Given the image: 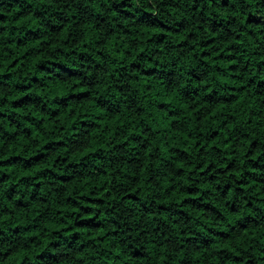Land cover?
<instances>
[{"label": "trees", "instance_id": "obj_1", "mask_svg": "<svg viewBox=\"0 0 264 264\" xmlns=\"http://www.w3.org/2000/svg\"><path fill=\"white\" fill-rule=\"evenodd\" d=\"M0 264H264V0H0Z\"/></svg>", "mask_w": 264, "mask_h": 264}]
</instances>
